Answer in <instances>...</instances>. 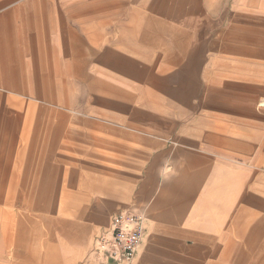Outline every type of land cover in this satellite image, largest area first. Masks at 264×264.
<instances>
[{
  "label": "crops",
  "instance_id": "obj_1",
  "mask_svg": "<svg viewBox=\"0 0 264 264\" xmlns=\"http://www.w3.org/2000/svg\"><path fill=\"white\" fill-rule=\"evenodd\" d=\"M259 103L264 0H0V264H264Z\"/></svg>",
  "mask_w": 264,
  "mask_h": 264
},
{
  "label": "built area",
  "instance_id": "obj_2",
  "mask_svg": "<svg viewBox=\"0 0 264 264\" xmlns=\"http://www.w3.org/2000/svg\"><path fill=\"white\" fill-rule=\"evenodd\" d=\"M145 233L141 214L120 213L107 227L94 235L92 242L98 257L117 264H132Z\"/></svg>",
  "mask_w": 264,
  "mask_h": 264
},
{
  "label": "rangeland",
  "instance_id": "obj_3",
  "mask_svg": "<svg viewBox=\"0 0 264 264\" xmlns=\"http://www.w3.org/2000/svg\"><path fill=\"white\" fill-rule=\"evenodd\" d=\"M260 85V84H259ZM256 85V86H259ZM243 85H240V88H243ZM39 113V108H35L33 107L31 109V114L32 115H37ZM253 124L252 129H253V135L256 137V139L259 142V151H258V158L260 160V162L262 161L263 163L261 164V167L258 170H255V168L252 170V172H250L249 174L253 175L255 177V179L259 182V183H264V106H262L260 103L258 105H256V109L253 112ZM2 193V197H6V191L1 192ZM8 201V198H7ZM43 207H46V204H41ZM26 205L24 206H20V205H15L13 203H8V205H1L0 206V215H1V228L7 232L8 235V240L13 238V235L11 236L10 234H12L13 230L15 229V224L17 221V216L20 213H24L26 211L25 209ZM39 207V208H40ZM27 208V207H26ZM6 215V216H5Z\"/></svg>",
  "mask_w": 264,
  "mask_h": 264
}]
</instances>
